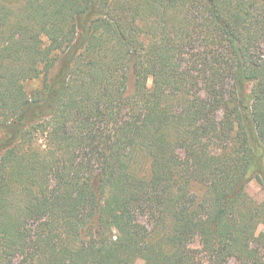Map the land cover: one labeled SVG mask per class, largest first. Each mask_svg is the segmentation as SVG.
Listing matches in <instances>:
<instances>
[{"label": "trees", "instance_id": "obj_1", "mask_svg": "<svg viewBox=\"0 0 264 264\" xmlns=\"http://www.w3.org/2000/svg\"><path fill=\"white\" fill-rule=\"evenodd\" d=\"M252 180L264 0H0V264H264Z\"/></svg>", "mask_w": 264, "mask_h": 264}, {"label": "rangeland", "instance_id": "obj_2", "mask_svg": "<svg viewBox=\"0 0 264 264\" xmlns=\"http://www.w3.org/2000/svg\"><path fill=\"white\" fill-rule=\"evenodd\" d=\"M130 82V81H129ZM38 83L36 81L30 82L26 85V90L30 91L34 88ZM148 86H150V80L148 81ZM131 87V84L129 85ZM246 193L250 196L251 199L255 200L256 202H261L264 198L263 192L261 191L259 185L255 180H252L246 186ZM254 239L260 245H264V222H261L255 231ZM135 264H144L142 261L137 260ZM227 264H237L234 260H229Z\"/></svg>", "mask_w": 264, "mask_h": 264}]
</instances>
